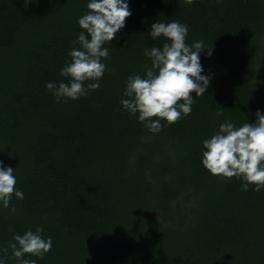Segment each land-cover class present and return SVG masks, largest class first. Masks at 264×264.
Instances as JSON below:
<instances>
[{"label": "trees", "instance_id": "16d2710c", "mask_svg": "<svg viewBox=\"0 0 264 264\" xmlns=\"http://www.w3.org/2000/svg\"><path fill=\"white\" fill-rule=\"evenodd\" d=\"M89 2L0 0V161L24 193L0 204V249L41 226L53 244L26 254L36 264H264V188L202 165L220 124L264 114V0H126L100 87L57 102L46 84L68 82L60 70ZM157 21L212 49L191 114L151 133L121 101L128 77L151 67L144 50L165 42L150 35ZM5 264H17L11 250Z\"/></svg>", "mask_w": 264, "mask_h": 264}, {"label": "clouds", "instance_id": "9594fccd", "mask_svg": "<svg viewBox=\"0 0 264 264\" xmlns=\"http://www.w3.org/2000/svg\"><path fill=\"white\" fill-rule=\"evenodd\" d=\"M192 3L193 0H186ZM219 3L220 0H217ZM88 11L78 19L83 30L72 42L69 51L70 62H66L60 70L62 77L68 82H48L46 88L53 94L57 102L61 98L76 100L88 91L100 87L107 65L102 59H108L109 49L106 44L116 39L119 30L125 27L126 18L131 16L126 0H90ZM150 35L153 39L163 38L160 47L144 50V55L151 60V67L144 77L132 75L128 77L121 104L130 115L138 113V122L151 133H159L163 125L178 122L182 116L191 114L194 98L205 94L210 83L208 75H202L203 67L200 53L206 48L204 42L197 41L191 45L186 42L188 26L179 21L168 23L155 22L151 25ZM78 45V47H77ZM95 81L93 83L85 82ZM222 115V113H217ZM254 123H243L237 127L230 121L219 125L218 131L202 142V165L213 175L225 178L242 179V191L249 185H255L254 191L264 188V114L255 113ZM157 119L153 120L152 118ZM17 178L12 167L3 166L0 161V204L9 208L15 196L24 199V193L16 188ZM15 212V208H11ZM43 227L35 231H26L23 235L14 234L13 241L0 249L3 257L0 264H5L8 252L17 264H36L35 259L43 258L52 248V239L44 238Z\"/></svg>", "mask_w": 264, "mask_h": 264}]
</instances>
